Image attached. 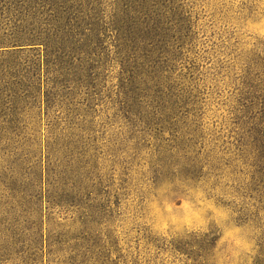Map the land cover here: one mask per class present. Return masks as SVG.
Instances as JSON below:
<instances>
[{
	"label": "rangeland",
	"instance_id": "1",
	"mask_svg": "<svg viewBox=\"0 0 264 264\" xmlns=\"http://www.w3.org/2000/svg\"><path fill=\"white\" fill-rule=\"evenodd\" d=\"M6 1L0 264H264V0H77L49 68Z\"/></svg>",
	"mask_w": 264,
	"mask_h": 264
},
{
	"label": "trees",
	"instance_id": "2",
	"mask_svg": "<svg viewBox=\"0 0 264 264\" xmlns=\"http://www.w3.org/2000/svg\"><path fill=\"white\" fill-rule=\"evenodd\" d=\"M129 1V0H127ZM8 11H12L17 16L19 25L15 26L16 33L14 43L23 45H41L44 48V62L47 68L52 65L54 46L58 45L63 39L70 37V34L77 31H84L89 24L87 14L81 12V4L77 0H7L5 3ZM77 6V7H75ZM122 11L118 17L113 18L112 29L117 36L116 49L118 57L123 64L129 60L132 64L136 61V52L140 46H148L147 40L153 43L155 36H147L148 30L156 32L153 27L144 28V34L136 32L135 25L132 24L130 8ZM30 23V24H29ZM89 36L95 37L93 30ZM99 32V31H98ZM97 32V36H98ZM144 50V49H143ZM138 71L139 69L135 67ZM133 78H135L133 75ZM52 94L47 91L46 99L50 101ZM264 166V155L260 157ZM195 169V166H193ZM212 240L204 239L201 250L210 249Z\"/></svg>",
	"mask_w": 264,
	"mask_h": 264
}]
</instances>
